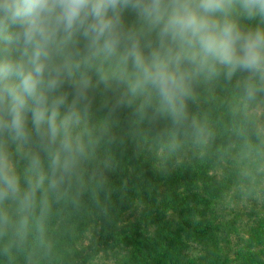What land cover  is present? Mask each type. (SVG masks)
<instances>
[{"label":"clouds","instance_id":"9594fccd","mask_svg":"<svg viewBox=\"0 0 264 264\" xmlns=\"http://www.w3.org/2000/svg\"><path fill=\"white\" fill-rule=\"evenodd\" d=\"M218 78L264 104V0H0V236L43 230L121 109L204 143L187 102Z\"/></svg>","mask_w":264,"mask_h":264},{"label":"trees","instance_id":"16d2710c","mask_svg":"<svg viewBox=\"0 0 264 264\" xmlns=\"http://www.w3.org/2000/svg\"><path fill=\"white\" fill-rule=\"evenodd\" d=\"M261 108L242 107L236 78H218L187 102L190 119L206 130L198 146L183 129L162 137L156 122L134 118L111 136L117 150L102 148L94 159H107L105 168L86 165L62 219L47 217L23 240L0 236V264H87L79 251L86 234L89 249L112 264H264V131L253 112ZM130 213L137 217L122 221ZM245 221L249 238L241 239ZM233 236L255 241L256 253L248 247L230 260ZM192 246L196 254L184 256Z\"/></svg>","mask_w":264,"mask_h":264},{"label":"rangeland","instance_id":"374dc122","mask_svg":"<svg viewBox=\"0 0 264 264\" xmlns=\"http://www.w3.org/2000/svg\"><path fill=\"white\" fill-rule=\"evenodd\" d=\"M253 112L256 113V115L259 117L258 118L260 121V125H258L259 129H262L264 131V108L258 109L257 111L254 110ZM258 113H260V114H258ZM99 115L100 114H97V116H99ZM143 117H145V118L148 117L151 120H153L154 122H156L155 130L157 132H160L162 137H163V135L167 134L168 132L175 130V126L167 118L154 115L151 112L146 113ZM134 118L137 119V118H141V117L134 115L131 110H127V109H121L117 113L114 114V116L112 117V122L109 126V131H108L107 135L103 138L100 146L98 147L95 158L101 157L100 154H101L102 148H106L110 151L113 149L117 150L118 143H116V141L113 140L111 138V136L115 137L117 135L123 134L124 129L129 128V126L132 124V120ZM164 156H165L164 152H162V151L158 152V161L156 162L157 166L165 165L164 162L162 161V158H164ZM94 159L89 162L91 168L93 165H95L97 167L105 168V163H107L106 161H108L107 159H101L98 163ZM65 201H67V199L54 201L52 203L50 212L47 216L49 220L57 222V220L62 219L67 214V208L64 204ZM135 216H136L135 214L130 213L128 215V217L127 218L124 217L122 219V221H126V220H128L129 222L133 221ZM240 230H241L240 231L241 232V239L249 238L248 223L246 221L243 223V226L241 227ZM246 233H248V235ZM89 235L90 234L85 235V237L87 239L84 240L85 239L84 238L83 241H81L82 245L79 247V251L84 253V257L87 258V261H88L87 264H112V261L109 259L108 254H105L104 252L95 253L92 251V249H89L90 248L89 247V238H90ZM260 242L257 241L258 244ZM254 245H255V241H238V240H236V237L233 236L232 241H231L230 254H229L228 258L230 260H234L236 255H238L240 252H245L248 247H251V255L255 254L256 251L254 250V248H256L257 246H254ZM258 248L263 251V253L259 256H261V258H264L263 257L264 243L261 242V244H259ZM195 249H196V246H192L190 251H186L184 253V256L192 257L193 254L194 255L196 254ZM246 254L249 255L250 253L248 252ZM241 256L242 255H240L239 258Z\"/></svg>","mask_w":264,"mask_h":264}]
</instances>
